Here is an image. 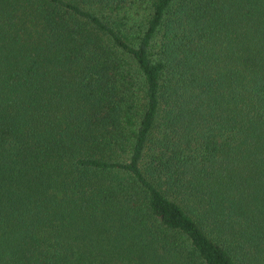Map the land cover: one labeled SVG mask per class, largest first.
Returning <instances> with one entry per match:
<instances>
[{
	"label": "trees",
	"instance_id": "16d2710c",
	"mask_svg": "<svg viewBox=\"0 0 264 264\" xmlns=\"http://www.w3.org/2000/svg\"><path fill=\"white\" fill-rule=\"evenodd\" d=\"M0 264H264V0H0Z\"/></svg>",
	"mask_w": 264,
	"mask_h": 264
}]
</instances>
